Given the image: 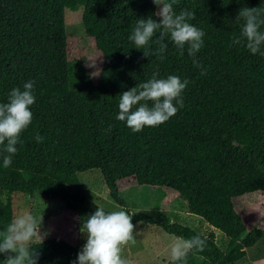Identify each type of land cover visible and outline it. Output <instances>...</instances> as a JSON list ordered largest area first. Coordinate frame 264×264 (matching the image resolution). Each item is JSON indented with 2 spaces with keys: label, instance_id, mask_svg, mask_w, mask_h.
Segmentation results:
<instances>
[{
  "label": "trees",
  "instance_id": "obj_1",
  "mask_svg": "<svg viewBox=\"0 0 264 264\" xmlns=\"http://www.w3.org/2000/svg\"><path fill=\"white\" fill-rule=\"evenodd\" d=\"M164 2L177 14L194 12L189 23L205 33L197 53L202 69L167 38L168 47L158 56L159 31L149 46L135 49L129 37L137 19L159 22L152 0H0V103L30 80L36 97L32 122L7 168L0 146V194L7 196L0 200V232L12 222V193L58 200L74 215L76 231H83L84 221L101 207L85 197L77 174L96 170L119 207L125 202L117 180L130 177L138 186L175 192L188 214L226 238L222 250L212 232L204 236L171 222L156 204L151 213L127 212L133 225L205 240V250L190 252L188 263L235 264L261 239L262 230L245 231L232 199L252 192L264 197V55L230 45L242 29L243 20L235 22L239 10L258 7L264 17V0ZM77 8L102 56L95 84L82 59L66 58L64 11ZM154 73L189 81L184 106L165 123L133 133L116 119L120 94ZM37 134L42 143L35 141ZM32 250L38 264H72L78 253L54 238L34 243Z\"/></svg>",
  "mask_w": 264,
  "mask_h": 264
},
{
  "label": "clouds",
  "instance_id": "obj_2",
  "mask_svg": "<svg viewBox=\"0 0 264 264\" xmlns=\"http://www.w3.org/2000/svg\"><path fill=\"white\" fill-rule=\"evenodd\" d=\"M157 6L155 15L159 22L148 18L137 19L129 39L134 43L135 49L149 46L157 31L159 36L155 43L159 46L157 55L160 56L168 47L166 38L174 45L180 55L185 50L192 58L193 64L203 68L197 59V53L203 47L205 33L189 23L195 19L192 11L183 10L177 14L172 3L164 0H152ZM243 20L242 29L238 36H234L232 44L246 48L251 54L264 55V17L258 7H243L239 10L235 22ZM146 57V55L144 54ZM94 66V65H93ZM204 71L201 75H204ZM154 73L146 82L120 94L118 104V121L124 122L133 132L139 133L145 127H156L173 117L179 108L184 106L182 93L188 85V80H181L178 76L170 75L166 79L157 78ZM35 81H28L23 90L13 88L9 93L7 103H0V146H2L3 166L9 167L12 157L17 153V144L21 134L32 122L31 106L35 104L33 94ZM37 143L44 138L37 134L34 137ZM42 215L37 220L31 214L17 216L0 232V255L5 258L0 264H38L39 256L32 245H41L47 233L40 231ZM86 242L77 253L72 264H127L121 253L124 246L135 244L134 225L132 216L124 210L105 212L96 208L95 212L87 217L81 226ZM81 230V229H80ZM206 247L205 240L200 236L190 239L177 237L176 243L171 247L170 258L172 264H187L190 252H203ZM203 257H201L202 259Z\"/></svg>",
  "mask_w": 264,
  "mask_h": 264
},
{
  "label": "rangeland",
  "instance_id": "obj_3",
  "mask_svg": "<svg viewBox=\"0 0 264 264\" xmlns=\"http://www.w3.org/2000/svg\"><path fill=\"white\" fill-rule=\"evenodd\" d=\"M158 10V9H157ZM64 32L66 37V58L68 61L83 60L92 84H95L101 66V53L96 47L93 37L87 31L81 19V9L64 11ZM94 65V66H93ZM85 197L102 207L105 211L124 210L126 212L142 211L153 212L154 204L158 212L169 217L171 222L186 226L204 236L212 232L214 242L220 249H224L226 238L218 231L208 227L197 215L188 214L186 203L178 195L168 189L138 186L132 178L117 180V192L124 200L125 207L115 204L108 195L100 173L91 170L77 174ZM7 196L0 194V200L5 201ZM12 221L20 215L31 214L37 220L42 215L40 231L47 233L45 239H59L72 246L78 252L86 242L83 231H76L74 215L66 211L56 199L37 193L27 195L12 193L9 196ZM236 213L240 215L245 231L255 227L262 230L261 239L251 248L245 249V256L239 264H264V197L259 192L244 194L232 199ZM135 244L129 243L122 249L121 256L127 264H167L171 261V247L176 238L165 234L161 229L146 225L135 224ZM44 239V240H45ZM199 264V262H187Z\"/></svg>",
  "mask_w": 264,
  "mask_h": 264
},
{
  "label": "crops",
  "instance_id": "obj_4",
  "mask_svg": "<svg viewBox=\"0 0 264 264\" xmlns=\"http://www.w3.org/2000/svg\"><path fill=\"white\" fill-rule=\"evenodd\" d=\"M209 227V226H208ZM211 228V227H210ZM212 229V228H211ZM244 258L240 259L239 261H237L235 264H239L240 262H242Z\"/></svg>",
  "mask_w": 264,
  "mask_h": 264
}]
</instances>
